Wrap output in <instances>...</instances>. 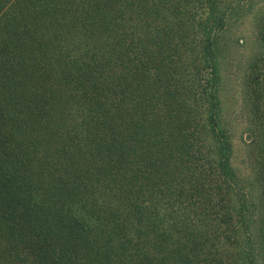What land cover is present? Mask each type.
Listing matches in <instances>:
<instances>
[{"label": "trees", "instance_id": "16d2710c", "mask_svg": "<svg viewBox=\"0 0 264 264\" xmlns=\"http://www.w3.org/2000/svg\"><path fill=\"white\" fill-rule=\"evenodd\" d=\"M228 3L0 0V264H264L258 73L243 100L257 203L237 194L219 122ZM29 63L66 85L63 120L24 84Z\"/></svg>", "mask_w": 264, "mask_h": 264}, {"label": "rangeland", "instance_id": "374dc122", "mask_svg": "<svg viewBox=\"0 0 264 264\" xmlns=\"http://www.w3.org/2000/svg\"><path fill=\"white\" fill-rule=\"evenodd\" d=\"M230 2L231 3L228 4L233 6V12L230 17L226 40L221 48L222 56L219 64L221 76L218 105L219 122L227 128L232 143L230 163L235 177L234 182L237 194L240 197H243L245 194L250 204L257 203L259 200V187L254 173V156L257 145L254 147V144H251L254 133L253 129H256L255 127L257 126L249 121L251 112L243 105L245 97L244 79L249 73H258L259 79L251 80L250 83L254 86L260 83L263 87L261 93V103H263V106H261V113L264 114V43L260 42L258 26V23H264V0H230ZM197 6L198 5H195V7ZM199 11L204 13L202 9ZM263 34L264 32L262 35ZM50 42L54 44V39L52 37ZM51 46L55 51V46ZM42 50L43 49L38 50V56L36 55L38 58L44 57L42 56ZM45 51L51 53V51ZM30 65V63L28 66L26 65L27 68L25 71L22 70L23 74L21 76H25L24 84L33 91L37 100L41 102L46 101L44 98V96H46L48 100L51 101L50 104L53 107L48 104L46 106L48 108L41 111L50 112L55 121L63 120V113L61 115V113L56 110V107L59 102L67 96L64 90L66 85L62 82H55L56 78L51 75L52 71L48 68L49 66H47V64L42 65L41 69ZM88 98L90 99L84 98L80 100L81 103H87V108L90 107V104L93 106L96 104L93 97ZM259 101L260 99L258 103ZM58 113L60 114L58 115ZM36 114H38V112ZM72 116L74 115L70 114L69 117L72 118ZM27 120L28 122H32L31 117H28ZM30 125L32 127H38L35 124ZM20 127L22 131H24V128L22 126ZM250 127L252 129H250ZM262 130L264 131V120L260 132H262ZM261 139L263 138L261 137ZM31 157L34 156L31 155ZM36 191L39 193L41 188L37 187ZM95 197L96 198L87 201L77 200L73 204L74 211L87 217L88 211H92L103 198L100 195H95ZM74 225L78 237L80 227L77 224ZM62 261V264L67 263L65 257L62 258ZM57 262L60 263L61 261Z\"/></svg>", "mask_w": 264, "mask_h": 264}]
</instances>
